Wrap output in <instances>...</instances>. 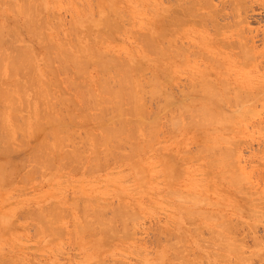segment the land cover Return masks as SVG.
<instances>
[{
	"label": "rangeland",
	"instance_id": "obj_1",
	"mask_svg": "<svg viewBox=\"0 0 264 264\" xmlns=\"http://www.w3.org/2000/svg\"><path fill=\"white\" fill-rule=\"evenodd\" d=\"M0 51V264H264V0H0Z\"/></svg>",
	"mask_w": 264,
	"mask_h": 264
},
{
	"label": "bare ground",
	"instance_id": "obj_2",
	"mask_svg": "<svg viewBox=\"0 0 264 264\" xmlns=\"http://www.w3.org/2000/svg\"><path fill=\"white\" fill-rule=\"evenodd\" d=\"M18 1H19V0H18ZM33 1H34V0H33ZM188 1H189V0H188ZM191 1H192V0H191ZM204 1H205V0H204ZM207 2H208V1H207ZM190 3H191V2H190ZM192 3H194V2H192ZM200 3H202V2L197 1V4H198V5H199ZM195 4H196V3H195ZM197 4H196V5H197ZM207 4H209V3H207ZM22 5H23V4H22ZM31 5H32V4H31ZM171 5H172V4H171ZM193 5H194V4H193ZM196 5H195V6H196ZM202 5H204V4H202ZM208 7H209V5H208ZM14 8H15V6H14ZM116 8H117V7H116ZM187 8H189V7H187ZM212 8H213V7H212ZM22 9H23V8H22ZM210 9H211V8H210ZM10 10H11V9H10ZM189 10H190V9H189ZM191 10H192V9H191ZM198 10H201V9H198ZM24 11H25V9H24ZM115 11H116V10H115ZM183 11H184V10H183ZM185 11H186V10H185ZM185 11H184V12H185ZM192 11H193V12H192ZM192 11H188V14H189L190 16L193 15V16H191V17H194V16H195V18H196V17H198V18L200 17V12H199V11H196V10H195L196 12H194V10H192ZM210 11H212V10H210ZM214 12H215V11H214ZM49 13H50V12H49ZM121 13H122V12H121ZM182 14H183V13H182ZM203 14H204V13H203ZM217 14H219V12L216 13V15H217ZM50 15H51V14H50ZM204 15H205V14H204ZM207 15H209V14H207ZM207 15H206V16H207ZM210 15H211V13H210ZM213 15H214V14H213ZM221 15H222V13H221ZM225 15H226V14H225ZM186 16H187V15H186ZM214 16H215V15H214ZM214 16H212V17H214ZM232 16H233V15H232ZM127 17H129V16H127ZM181 17H183V19H184V16L181 15ZM209 17H210V16H209ZM217 17H219V16H215V17H214V18H216L215 20H217ZM236 17H237V16H236ZM106 19H107V18H106ZM174 19H175V18H174ZM205 19H206V18H204V20H205ZM232 19H233V18H232ZM184 20H185V19H184ZM211 20H212V19H211ZM237 20H238V19H237ZM168 21H169V20H168ZM168 21H167V22H168ZM170 21H171V20H170ZM180 21H181V20H180ZM128 22H129V21H128ZM172 22H173V21H172ZM172 22H170V23H172ZM178 22H179V21H178ZM183 22H184V21H183ZM183 22H182V23H183ZM175 23H177V22H175ZM205 23H206V21H205ZM212 23H213V22H212ZM241 23H242V22H241ZM15 24H16V22H15ZM126 24H127V23H126ZM216 24H217V23H216ZM238 24H239V23H238ZM102 25H103V24H102ZM168 25H169V24H168ZM172 25H173V24H172ZM184 25H185V24H184ZM214 26H215V25H214ZM53 27H54V26H53ZM110 27H111V26H110ZM179 27H180V26H179ZM216 27H217V26H216ZM229 28H230V27H229ZM76 29H78V28H76ZM106 29H107V28H105V30H106ZM177 29H178V28H177ZM28 30H29V29H28ZM41 30H42V29H41ZM71 30H72V29H71ZM71 30H70V31H71ZM73 30H74V29H73ZM105 30H104V31H105ZM112 30H113V29H112ZM161 30H162V29H161ZM165 30H166V29H165ZM217 30H219V29H217ZM220 30H221V29H220ZM230 30H231V29H230ZM107 31H108V30H107ZM107 31H106V32H107ZM136 31H137V30H136ZM72 32H73V31H72ZM167 32H168V31H167ZM74 33H75V32H74ZM139 33H140V32H139ZM169 33H170V32H169ZM140 34H141V33H140ZM170 34H171V33H170ZM77 35H79V33H78ZM218 35H219V34H218ZM241 35H243V34H241ZM113 36H114V35H113ZM139 36H140V35H139ZM142 36H143V34H142ZM146 36H147V35H146ZM149 36H150V35H149ZM157 36H158V35H157ZM239 36H240V35H239ZM105 37H106V36H105ZM75 38H76V37H75ZM140 38H141V37H140ZM99 39H100V38H99ZM106 39H107V38H106ZM111 39L114 40L113 38H111ZM77 40H78V39H77ZM146 40H147V39H146ZM165 40H166V39H165ZM155 41H156V40H155ZM168 41H169V40H168ZM244 41H245V40H244ZM47 42H48V41H47ZM64 42H66V41H64ZM72 42H73V41H72ZM151 42L153 43L154 41H151ZM226 42H227V41H226ZM252 42H253V41H252ZM252 42H251V43H252ZM146 43H147V42H146ZM148 43H149V42H148ZM155 43L157 44V42H155ZM166 43H167V42H166ZM233 43H234V42H233ZM245 43H246V42H245ZM48 44H49V42H48ZM144 44H145V43H144ZM158 44H159V43H158ZM49 45H51V43H50ZM71 45H72V44H71ZM76 45H77V44H76ZM76 45H75V46H76ZM150 45H151V44H150ZM221 45H222V44H221ZM153 46H154V45H153ZM156 46H157V45H156ZM230 46H231V45H230ZM79 47H80V46H79ZM173 47H174V46H173ZM225 47H226V46H225ZM53 48H54V47H53ZM58 48H59V47H58ZM68 48H69V47H68ZM72 48H73V47H72ZM75 48H76V47H75ZM81 48H82V46H81ZM152 48H153V47H152ZM171 48H172V47H171ZM227 48H228V47H227ZM51 49H52V47H51ZM79 49H80V48H79ZM89 49H90V48H89ZM178 49H179V48H178ZM56 50H57V49H56ZM150 50H151V49H150ZM155 50H156V47H155ZM179 50H180V49H179ZM228 50H229V49H228ZM76 51H77V50H76ZM146 51H147V49H146ZM164 51H165V50H164ZM185 51H186V50H185ZM0 52H1V51H0ZM52 52H54V51H52ZM77 52H78V51H77ZM155 52H156V51H155ZM172 52H173V51H172ZM36 53H37V52H36ZM57 53H58V52H57ZM61 53H62V52H61ZM64 53H66V52H64ZM96 53H99L98 50H97ZM147 53H148V52H147ZM163 53H164V52H163ZM187 53H189V52H187ZM69 54H70V53H69ZM100 54H101V52H100ZM182 54H184V53H182ZM189 54H190V53H189ZM192 54H193V53H192ZM58 55H59V54H58ZM76 55H77V54H76ZM252 55H253V54H252ZM32 56H33V55H32ZM55 56H56V55H55ZM67 56H68V55H67ZM69 56H70V55H69ZM71 56H72V54H71ZM71 56H70V57H71ZM102 56H103V55H102ZM106 56H107V54H106ZM113 56H114V55H113ZM165 56H166V55H165ZM196 56H197V55H196ZM199 56H200V54H199ZM23 57H24V56H23ZM57 57H58V56H57ZM77 58H78V57H77ZM79 58H80V57H79ZM163 58H164V57H163ZM197 58H198V57H197ZM23 59H24V58H23ZM28 59H29V58H28ZM53 59H54V58H53ZM65 59H66V58H65ZM68 59H70V58H68ZM74 59H75V58H74ZM102 59H103V58H102ZM114 59H115V58H114ZM184 59H185V58H184ZM208 59H209V58H208ZM213 59H214V58H213ZM24 60H25V59H24ZM31 60L33 61V59H31ZM31 60H30V61H31ZM48 60H49V59H48ZM60 60H62V59H60ZM60 60H59V61H60ZM79 60H80V59H79ZM84 60H85V59H84ZM108 60L111 61V59H108ZM206 60H207V59H206ZM26 61H28V60H26ZM105 61H107V60H105ZM121 61H123V60H121ZM157 61H159V60H157ZM49 62H50V61H49ZM49 62H48V64H49ZM77 62H78V61H77ZM108 62H109V61H108ZM159 62H160V61H159ZM176 62H177V61H176ZM23 63H25V61H24ZM30 63H31V62H30ZM110 63H111V62H110ZM216 63H217V61H216ZM74 64H75V63H74ZM74 64H73V65H74ZM79 64H80V63H79ZM79 64H78V65H79ZM117 64H118V63H117ZM160 64H161V63H160ZM25 65H26V64H25ZM50 65H51V64H50ZM52 65L54 66V64H52ZM58 65H59V64H58ZM65 65H66V64H65ZM120 65H121V64H120ZM123 65H124V64H123ZM215 65H216V64H215ZM19 66H20V65H19ZM62 66H63V65H62ZM67 66H68V65H67ZM107 66H108V65H107ZM107 66H105V67L102 66V68H103V67L106 68ZM112 66H113V65H112ZM219 66H220V65H219ZM15 67H18V66H15ZM15 67L12 66V67L9 69V71H10L12 68L14 69ZM59 67H60V66H59ZM109 67H110V66H109ZM30 68H31V67H30ZM69 68H70V67H69ZM79 68H80V67H79ZM117 68H118V67H117ZM123 68H124V67H123ZM207 68H208V67H207ZM222 68H223V67H222ZM16 69H18V68H16ZM25 69H27V68H25ZM53 69H54V68H53ZM59 69H62V68H59ZM65 69H66V68H65ZM65 69H64V70H65ZM77 69H78V68H77ZM84 69H85V68H84ZM114 69H116V68H114ZM119 69H120V68H119ZM126 69H127V67H126ZM73 70H74V69H73ZM75 70H76V69H75ZM81 70H82V69H81ZM98 70H99V69H98ZM100 70H101V69H100ZM106 70H107V68H106ZM106 70H105V71H106ZM144 70H145V69H144ZM14 71H16V70H14ZM57 71H58V70H57ZM66 71H67V70H66ZM66 71H64V73H65ZM102 71H103V70H102ZM107 71H109V70H107ZM124 71H125V70H124ZM12 72H13V71H12ZM55 72H56V71H55ZM77 72H78V70H77ZM77 72H76V73H77ZM79 72H80V71H79ZM119 72H120V71H119ZM9 73H10V72H8L7 74H9ZM16 73H18V72H16ZM50 73H52V72H50ZM57 73H58V72H57ZM80 73H81V72H80ZM82 73H83V72H82ZM102 73H103V72H102ZM106 73H107V72H106ZM110 73H111V68H110ZM123 73H125V72H123ZM86 74H87V73H86ZM108 74H109V73H108ZM127 74H128V73H127ZM58 75H59V74H58ZM78 75H79V74H78ZM80 75H81V74H80ZM101 75H102V74H101ZM111 75H113V74H111ZM120 75H122V74H120ZM67 76H69V75H67ZM148 76H149V75H148ZM33 77H34V76H33ZM105 77H106V76H105ZM126 77H127V76H126ZM9 78H10V77H9ZM12 78H13V77H12ZM109 78H110V77H109ZM114 78H115V77H114ZM131 78H132V77H131ZM133 78H134V77H133ZM104 79H105V78H104ZM127 79H128V78H127ZM150 79H151V78H150ZM71 80H72V79H71ZM86 80H87V79H86ZM102 80H103V79H102ZM110 80H112V78H111ZM110 80L107 79V81H110ZM52 81H53V80H52ZM82 81H83V80H82ZM99 81H100V80H99ZM104 81H105V80H104ZM114 81H115V80H114ZM114 81H113V82H114ZM117 81H118V80H117ZM121 81H122V80H121ZM124 81H125V80H124ZM124 81H123V83H124ZM126 81H127V80H126ZM20 82H21V81H20ZM86 82H87V81H86ZM149 82H150V81H149ZM90 83H91V82H90ZM106 83H107V82H106ZM114 83H115V82H114ZM138 83H139V82H138ZM195 83H196V82H195ZM200 83H201V82H200ZM207 83H209V82H207ZM219 83H220V82H219ZM4 84H5V83H4ZM14 84H15V83H14ZM16 84H17V83H16ZM21 84H22V83H21ZM68 84H69V83H68ZM72 84H74V83H72ZM100 84H101V83H100ZM139 84H140V83H139ZM153 84H154V83H153ZM155 84H156V83H155ZM19 85H20V84H19ZM106 85H107V84H106ZM106 85H105V86H106ZM130 85H131V84H130ZM193 85H194V84H193ZM195 85H196V84H195ZM205 85H206V84H205ZM212 85H213V84H212ZM227 85H228V84H227ZM9 86H11V85H9ZM39 86H41V85H39ZM59 86H60V85H59ZM74 86H76V85H74ZM74 86H73V88H74ZM100 86H101V85H100ZM123 86H124V85H123ZM126 86H127V85H126ZM126 86H125V87H126ZM133 86H134V85H133ZM138 86L141 87V85H138ZM142 86H143V85H142ZM144 86H145V85H144ZM200 86H201V85H200ZM225 86H226V85H225ZM34 87H35V86H34ZM155 87H156V86H155ZM213 87H214V86H213ZM9 88H10V87H9ZM36 88H37V87H36ZM153 88H154V86H153ZM199 88H200V87H199ZM202 88H203V87H202ZM208 88H209V87H208ZM11 89H12V87H11ZM20 89H21V88H20ZM34 89H35V88H34ZM60 89H61V88H60ZM84 89H85V88H84ZM89 89H90V88H89ZM117 89H118V88H117ZM121 89L124 90V87L121 88ZM121 89H120V90H121ZM134 89H135V88H134ZM217 89H218V88H217ZM224 89H225V88H224ZM224 89H223V91L225 92ZM12 90H14V88H13ZM12 90H11V91H12ZM15 90H16V89H15ZM78 90H79V89H78ZM120 90L118 89V91H120ZM144 90H145V89H144ZM144 90H143V91H144ZM153 90H154V89H153ZM209 90H210V89H209ZM213 90H214V89H213ZM215 90H216V89H215ZM11 91H10V92H11ZM45 91H46V90H45ZM45 91H44V92H45ZM124 91H125V90H124ZM141 91H142V87H141ZM141 91H140V93H142ZM149 91H150V89H149ZM169 91H170V90H169ZM206 91H208V90H206ZM206 91H205V92H206ZM218 91H219V90H218ZM19 92H20V91H19ZM36 92H37V90H36ZM39 92H42V90H40ZM44 92H43V93H44ZM76 92H77V90H76ZM88 92H89V91H88ZM90 92H91V90H90ZM194 92H195V91H194ZM229 92H230V91H229ZM232 92H233V91H232ZM246 92H247V91H246ZM70 93H71V92H70ZM132 93H133V91H132ZM195 93H196V92H195ZM197 93H198V92H197ZM216 93H217V92H216ZM250 93H251V92H250ZM121 94H123V93H121ZM142 94H143V93H142ZM142 94H141V95H142ZM198 94H199V93H198ZM201 94H203V93H201ZM209 94H210V93H209ZM217 94H218V93H217ZM219 94H220V93H219ZM245 94H246V93H245ZM261 94H263V93H261ZM2 95H3V94H2ZM89 95H90V94H89ZM95 95H96V94H95ZM115 95H116V94H115ZM123 95H124V94H123ZM141 95H140V96H141ZM145 95H146V94H145ZM228 95H229V94H228ZM237 95H238V94H237ZM9 96H10V95H9ZM14 96H15V95H14ZM42 96H43V95H42ZM54 96H55V95H54ZM136 96H137V95H136ZM182 96H183V95H182ZM212 96L214 97V95H212ZM244 96H245V95H244ZM5 97H6V96H5ZM12 97H13V96H12ZM38 97H39V96H38ZM52 97H53V96H52ZM59 97H60V96H59ZM59 97H57V99H58ZM61 97H62V96H61ZM69 97H70V96H68V98H69ZM117 97H118V96H117ZM119 97H120V94H119ZM131 97H132V96H131ZM138 97H139V96H138ZM168 97H169V96H168ZM221 97H222V96H221ZM17 98H18V96H17ZM36 98H37V95H36ZM43 98H44V97H43ZM65 98H66V97H65ZM70 98H71V97H70ZM93 98H94V96H93ZM95 98H96V97H95ZM120 98H121V97H120ZM124 98H126V96H125ZM143 98H144V97H143ZM161 98H162V97H161ZM166 98H167V97H166ZM182 98H183V97H182ZM187 98H188V96H187ZM187 98H186V99H187ZM225 98H226V97H225ZM263 98H264V97H263ZM11 99H12V98H11ZM31 99H32V101H33V97H32ZM51 99H52V98H51ZM71 99H72V98H71ZM82 99H83V98H82ZM129 99H130V98H129ZM150 99H151V98H150ZM190 99H191V98H190ZM193 99H194V98H193ZM193 99H191V100L193 101ZM202 99H203V98H202ZM211 99H212V98H209V101H210ZM231 99H232V98H231ZM237 99H239V98H237ZM243 99H244V98H243ZM245 99H246V98H245ZM8 100H9V99H8ZM14 100H15V99H14ZM14 100H12V101H14ZM17 100H18V99H17ZM59 100H60V99H59ZM87 100H88V99H87ZM124 100H125V99H124ZM130 100L132 101V99H130ZM134 100H135V99H134ZM136 100H137V99H136ZM140 100H141V99H139V101H140ZM165 100H166V99H165ZM170 100H171V99H170ZM197 100H198V99H197ZM18 101H20V100H18ZM37 101H38V100H37ZM39 101H40V99H39ZM71 101H72V100H71ZM71 101H70V102H71ZM75 101H76V100H75ZM81 101H82V100H81ZM126 101H127V100H126ZM142 101H143V100H142ZM194 101H195V100H194ZM194 101H193V102H194ZM235 101H237V100H235ZM244 101H245V100H244ZM7 102H8V101H7ZM9 102H10V101H9ZM20 102H21V101H20ZM35 102H36V101H35ZM57 102H58V101H57ZM64 102H65V101H64ZM68 102H69V101H67V103H68ZM84 102H85V101H84ZM96 102H98V101H96ZM120 102H122V101H120ZM128 102H129V101H128ZM183 102H184V101H183ZM203 102H205V101H203ZM256 102H257V101H256ZM77 103H78V102H77ZM100 103H101V102H100ZM125 103H126V102H125ZM132 103H135V102H132ZM190 103H191V102H190ZM234 103H235V102H234ZM13 104H14V103H13ZM23 104H25V103H23ZM63 104H64V103H63ZM71 104H72V102H71ZM119 104H120V103H119ZM136 104H138V102H136ZM181 104H182V102H181ZM181 104L178 103L177 105H181ZM219 104H220V103H219ZM236 104H237V103H236ZM84 105H85V104H84ZM92 105H93V103H92ZM97 105H98V104H97ZM97 105H96V106H97ZM100 105H101V104H100ZM142 105L144 106V104H142ZM164 105H165V104H164ZM189 105H190V104H189ZM191 105H192V104H191ZM229 105H230V104H229ZM42 106H43V105H42ZM57 106H58V105H57ZM60 106H61V105H60ZM65 106H66V105H65ZM86 106H87V104H86ZM88 106H89V105H88ZM93 106H94V105H93ZM118 106H119V105H118ZM122 106H123V105H122ZM128 106H129V105H128ZM131 106H132V105H131ZM10 107H11V106H10ZM45 107H46V106H45ZM67 107H68V106H67ZM72 107H73V106H72ZM98 107H99V106H98ZM100 107H101V106H100ZM100 107H99V108H100ZM119 107H120V106H119ZM123 107H124V106H123ZM126 107H127V106H126ZM140 107L143 108V107L140 106L139 104H138V105H135V106H134L135 111H137V112L139 113V112L142 110ZM166 107H167V106H166ZM173 107H174V106H173ZM175 107H176V105H175ZM184 107H185V106H184ZM215 107H216V106H215ZM235 107H236V106H235ZM108 108H109V106H108ZM145 108H146V107H145ZM168 108H169V107H168ZM187 108H188V107H187ZM187 108H186V109H187ZM195 108H196V107H195ZM195 108H194V109H195ZM227 108H228V107H227ZM12 109H13V108H12ZM53 109H54V108H53ZM59 109H60V108H59ZM65 109H66V108H65ZM127 109H128V108H127ZM132 109H133V108H132ZM140 109H141V110H140ZM161 109H162V108H161ZM183 109H184V108H183ZM238 109H239V108H238ZM241 109H242V108H241ZM241 109H240V110H241ZM45 110H46V108H45ZM50 110H51V109H50ZM66 110H67V109H66ZM70 110H71V109H70ZM72 110H73V109H72ZM72 110H71V111H72ZM97 110H98V109H97ZM123 110H124V109H123ZM189 110H190V109H189ZM191 110H193V109H191ZM119 111H120V110H119ZM145 111H146V109H145ZM200 111H201V110H200ZM205 111H206V110H205ZM217 111H218V110H217ZM241 111H242V110H241ZM241 111H240V112H241ZM52 112H53V111H52ZM121 112H122V111H121ZM124 112H125V111H124ZM126 112H127V111H126ZM126 112H125V113H126ZM130 112H131V111H130ZM141 112H142V111H141ZM143 112H144V111H143ZM165 112H167V111H165ZM189 112H190V111H189ZM193 112H194V111H193ZM218 112H219V111H218ZM250 112H251V111H250ZM36 113H37V111H36ZM61 113H62V112H61ZM70 113H71V112H70ZM110 113H111V112H110ZM117 113H118V110H117ZM119 113H120V112H119ZM147 113H149V112H147ZM147 113H146V114H147ZM190 113H191V112H190ZM212 113H213V112H212ZM214 113H215V112H214ZM222 113H223V112H222ZM246 113H247V112H246ZM10 114H11V113H10ZM15 114H16V113H15ZM67 114H68V113H67ZM82 114H83V113H82ZM135 114H136V113H135ZM140 114H141V113H140ZM170 114H171V113H170ZM210 114H211V112H210ZM53 115H54V114H53ZM62 115H63V114H62ZM94 115H95V114H94ZM99 115H100V114H99ZM101 115H102V114H101ZM147 115H148V114H147ZM147 115H146V116H147ZM202 115H203V114H202ZM205 115H206V114H205ZM235 115H237V114H235ZM238 115H239V114H238ZM13 116H14V115H13ZM36 116H38V115H36ZM66 116H67V115H66ZM92 116H93V115H92ZM128 116H129V114H128ZM152 116H153V115H152ZM197 116H198V115H197ZM206 116H207V115H206ZM209 116H210V115L208 114V118H209ZM243 116H245V115H243ZM24 117H25V116H24ZM46 117H48V116H46ZM60 117H61V116H60ZM130 117H131V116H130ZM159 117H160V116H159ZM227 117H228V116H227ZM229 117H230V116H229ZM235 117H236V116H235ZM238 117H239V116H238ZM38 118H39V117H38ZM80 118H81V117H80ZM92 118H93V117H92ZM95 118H96V117H95ZM122 118H124V117H122ZM135 118H136V117H135ZM140 118H141V117H140ZM189 118H190V117H189ZM203 118H204V117H203ZM208 118H207V119H208ZM212 118H214V117H212ZM216 118H217V117H216ZM231 118H232V117H231ZM240 118H241V117H240ZM21 119H22V118H21ZM47 119H48V118H46V120H47ZM59 119H60V118H59ZM62 119H63V117H62ZM120 119H121V118H120ZM120 119H119V120H120ZM137 119H138V118H137ZM143 119H144V118H143ZM146 119H147V118H146ZM178 119H179V118H178ZM204 119H205V118H204ZM223 119H224V118H223ZM243 119H244V118H243ZM50 120H51V119H50ZM99 120H100V119H99ZM119 120H117V121H119ZM135 120H136V119H135ZM138 120H139V119H138ZM140 120H141V119H140ZM149 120H150V119H149ZM190 120H192V117H191ZM230 120H233V119H230ZM0 121H1V120H0ZM2 121H3V120H2ZM96 121H97V120H96ZM110 121H111V120H110ZM117 121H116V122H117ZM121 121H122V120H121ZM124 121H125V120H124ZM146 121H147V120H146ZM157 121H158V120H157ZM166 121H167V120H166ZM22 122H23V121H22ZM52 122H53V121H52ZM126 122H127V121H126ZM129 122H131V121H129ZM201 122H202V121H201ZM204 122H205V121H204ZM207 122H208V121H207ZM234 122H235V121H234ZM236 122H237V121H236ZM17 123H18V122H17ZM92 123H93V122H92ZM113 123H114V122H113ZM131 123H132V122H131ZM139 123H140V122H139ZM145 123H147V122H145ZM156 123H157V122H156ZM160 123H161V122H160ZM211 123H212V122H211ZM66 124H67V123H66ZM124 124H125V123H124ZM134 124H135V123H134ZM137 124H138V122H137ZM213 124H214V123H213ZM20 125H21V124H20ZM78 125H79V124H78ZM117 125H118V124H117ZM132 125H133V124H131V126H132ZM163 125H164V124H163ZM191 125H192V124H191ZM191 125H190V126H191ZM201 125H202V124H201ZM1 126H2V125H1ZM14 126H15V125H14ZM62 126H63V125H62ZM118 126H119V125H118ZM121 126H122V125H121ZM194 126H196V125H194ZM194 126H193V127H194ZM3 127H4V126H3ZM3 127H2V128H3ZM111 127H112V126H111ZM115 127H116V126H115ZM115 127H114V128H115ZM125 127H127L126 124H125ZM137 127L139 128V127H141V125H140V126H137ZM143 127H144V125H143ZM143 127H142V128H143ZM183 127H184V126H183ZM202 127H203V126H202ZM202 127H200V128H202ZM38 128H39V127H38ZM96 128H97V127H96ZM102 128H103V127H102ZM184 128H185V127H184ZM196 128H199V127H196ZM55 129H56V127H55ZM115 129H116V128H115ZM117 129H118V128H117ZM143 129H144V128H143ZM146 129H147V128H146ZM211 129H212V128H211ZM214 129H215V128H214ZM119 130H120V129H119ZM196 130H197V129H196ZM202 130H203V129H202ZM217 130H218V129H217ZM223 130H224V129H223ZM1 131H3V129H2ZM5 131H6V129H5ZM68 131H70V130H68ZM109 131H111V130L109 129ZM109 131H108V132H109ZM142 131H143V130H142ZM148 131H149V130H148ZM153 131H154V130H153ZM189 131H190V130H189ZM200 131H201V130H199V132H200ZM218 131H219V130H218ZM218 131H217V132H218ZM76 132H77V131H76ZM89 132H90V131H89ZM103 132H104V131H103ZM113 132H115V131H113ZM128 132L130 133V131H128ZM209 132H210V131H209ZM3 133H6V132H3ZM104 133H105V132H104ZM106 133H107V132H106ZM123 133H125V132H123ZM123 133H122V134H123ZM62 134H63V133H62ZM127 134H128V133H127ZM143 134H144V133H143ZM3 135H4V134H3ZM124 135H126V133H125ZM200 135H201V134H200ZM5 136H6V135H5ZM62 136H63V135H62ZM93 136H94V135H93ZM102 136H103V135H102ZM107 136H109V135H107ZM114 136H115V135H114ZM114 136H113V137H114ZM121 136H122V135H121ZM128 136H129V135H128ZM137 136H138V135H137ZM1 137H2V135H1ZM44 137H45V136H44ZM67 137H68V136H67ZM72 137H73V136H72ZM97 137H98V136H97ZM131 137H132V136H131ZM148 137H149V136H148ZM217 137H218V136H217ZM6 138H7V137H6ZM16 138H17V137H16ZM78 138H79V137H78ZM103 138H104V137H103ZM105 138H106V137H105ZM118 138H120V137H118ZM145 138H146V137H145ZM3 139H4V138H3ZM71 139H72V138H71ZM108 139H110V138H108ZM108 139H107V140H108ZM120 139H121V138H120ZM124 139H125V138H124ZM135 139H137V137H135ZM67 140H68V139H67ZM87 140H88V139H87ZM105 140H106V139H105ZM107 140H106L105 142H107ZM113 140H114V139H113ZM148 140H149V139H148ZM212 140H213V139H212ZM17 141H18V140H17ZM48 141H49V140H48ZM78 141H79V140H78ZM95 141H96V140H95ZM103 141H104V140H103ZM114 141H115V140H114ZM128 141H129V138H128ZM228 141H229V140H228ZM62 142H63V141H62ZM64 142H65V141H64ZM69 142H70V141H69ZM71 142H72V140H71ZM81 142H82V141H81ZM81 142H80V143H81ZM108 142H110V140H109ZM108 142H107V143H108ZM132 142H133V141H132ZM132 142H131V143H132ZM148 142H149V141H148ZM205 142H206V141H205ZM214 142H215V141H214ZM47 143H48V142H47ZM58 143H60V142H58ZM58 143H57V144H58ZM87 143H88V142H87ZM107 143H106V144H107ZM119 143H120V142H119ZM123 143H124V142H123ZM128 143H129V142H128ZM238 143H239V142H238ZM20 144H21V143H20ZM102 144H103V143H102ZM110 144H111V142H110ZM110 144H109V145H110ZM113 144H114V143H113ZM126 144H127V143H126ZM139 144H140V143H139ZM199 144H200V143H199ZM199 144H198V145H199ZM58 145H59V144H58ZM88 145H89V143H88ZM104 145H105V143H104ZM116 145H117V144H116ZM116 145H115V146H116ZM120 145H121V144H120ZM234 145H235V144H234ZM106 146H107V145H106ZM121 146H122V145H121ZM123 146H124V145H123ZM205 146H206V144H205ZM63 147H64V146H63ZM86 147H87V146H86ZM93 147H94V146H93ZM110 147H112V146H110ZM113 147H114V146H113ZM140 147H141V146H140ZM140 147H139V148H140ZM225 147H226V146H225ZM75 148H76V147H75ZM83 148H84V147H83ZM105 148H107V147H105ZM108 148H109V147H108ZM108 148H107V149H108ZM115 148H116V147H115ZM117 148H118V147H117ZM133 148H134V147H133ZM210 148H211V147H210ZM61 149H63V148H61ZM76 149H77V148H76ZM90 149H91V148H90ZM131 149H132V148H131ZM5 150H6V149H5ZM7 150H8V149H7ZM12 150H13V149H12ZM71 150H72V148H71ZM104 150H106V149H104ZM111 150H112V149H111ZM138 150H139V149H138ZM68 151H69V150H68ZM87 151H88V149H87ZM90 151H91V150H90ZM108 151H109V150H108ZM118 151H119V150H118ZM169 151H170V150H169ZM204 151H206V150H204ZM208 151H209V150H208ZM226 151H227V150H226ZM48 152H49V151H48ZM73 152H75V151H73ZM94 152H95V151H94ZM106 152H107V151H106ZM106 152H105V153H106ZM119 152H120V151H119ZM189 152H190V151H189ZM209 152H210V151H209ZM81 153H82V152H81ZM108 153H109V152H108ZM116 153H117V151H116ZM202 153H203V152H202ZM83 154H84V153H83ZM112 154H113V152H112ZM120 154H121V153H120ZM127 154H128V153H127ZM129 154H130V152H129ZM191 154H192V153H191ZM235 154H236V153H235ZM107 155H108V154H107ZM107 155H106V156H107ZM115 155H116V154H115ZM117 155H118V154H117ZM125 155H126V154H125ZM207 155H209V154H207ZM97 156H98V155H97ZM111 156H112V155H111ZM119 156H120V155H119ZM122 156H123V155H122ZM130 156H131V155H130ZM95 157H96V156H95ZM112 157H113V156H112ZM115 157H117V156H115ZM133 157H134V156H133ZM63 158H64V157H63ZM104 158H105V157H104ZM110 158H111V157H110ZM113 158H114V157H113ZM127 158H128V157H127ZM38 159H39V158H38ZM74 159H75V158H74ZM90 159H91V158H90ZM99 159H100V157H99ZM116 159H118V158H116ZM125 159H126V158H125ZM131 159H132V158H131ZM208 159H209V158H208ZM224 159H225V158H224ZM59 160H60V159H59ZM94 160H95V159H94ZM102 160H104V159H102ZM126 160H127V159H126ZM218 160H219V159H218ZM77 161H78V160H77ZM105 161H106V160H105ZM113 161H114V160H113ZM198 161H199V160H198ZM227 161H228V160H227ZM68 162H69V161H68ZM68 162H67V163H68ZM93 162H94V161H93ZM102 162H104V161H102ZM120 162H121V161H120ZM224 162H225V161H224ZM4 163H5V162H4ZM47 163H48V162H47ZM50 163H51V161H50ZM50 163H49V164H50ZM61 163H62V162H61ZM77 163H78V162H77ZM214 163H215V162H214ZM231 163H232V162H231ZM234 163H235V162H234ZM75 164H76V163H75ZM173 164H174V162H173ZM215 164H216V163H215ZM228 164H229V163H228ZM235 164H236V163H235ZM38 165H39V164H38ZM220 165H221V164H220ZM217 166H218V165H217ZM2 167H3V166H2ZM65 167H66V166H65ZM80 167H81V166H80ZM88 167H89V166H88ZM102 167H103V166H102ZM214 167H215V166H214ZM0 168H1V167H0ZM31 168H32V167H31ZM94 168H95V167H94ZM107 168H108V167H107ZM224 168H225V167H224ZM227 168H228V167H227ZM2 169H3V168H2ZM61 169H62V168H61ZM171 169H172V168H171ZM237 169H238V168H237ZM230 170H231V169H230ZM0 171L2 172L1 169H0ZM221 171H222V170H221ZM239 171H240V170H239ZM3 172H4V171H3ZM7 172H8V171H7ZM211 172H212V171H211ZM224 172H225V171H224ZM229 172H230V171H229ZM229 172H228V173H229ZM236 172H237V171H236ZM4 173H5V172H4ZM4 173H3V174H4ZM225 173H226V172H225ZM6 174H7V173H6ZM88 174H89V173H88ZM232 174H233V172H232ZM234 174H235V173H234ZM239 174H240V173H239ZM239 174H238V175H239ZM7 175H8V174H7ZM177 175H178V174H177ZM215 175H216V174H215ZM227 175H228V174H227ZM236 175H237V174H236ZM240 175H242V174H240ZM2 176H3V175H2ZM35 176H36V175H35ZM229 176H231V174H230ZM243 176H244V175H242V177H243ZM222 177H223V175H222ZM232 177H233V176H232ZM234 177H235V176H234ZM234 177H233V178H234ZM237 177H238V176H237ZM224 178H225V177H224ZM227 178H228V177H227ZM229 178H230V177H229ZM238 178H239V177H238ZM238 178H236V179H238ZM4 179H5V177H4ZM4 179H2V181H4ZM9 179H10V178H9ZM230 179H231V178H230ZM240 179H241V178H240ZM176 180H177V179H176ZM231 180H232V179H231ZM243 181H244V180H243ZM238 182H239V181H238ZM240 182H241V181H240ZM11 183H12V182H11ZM232 183H235V182L232 181ZM232 183H231V184H232ZM2 184H3V183H2ZM249 184H250V183H249ZM252 184H253V183H252ZM240 185H241V184H240ZM250 185H251V184H250ZM248 187H249V186H248ZM241 188H242V187H241ZM241 188H240V189H241ZM245 188H246V187H245ZM253 188H254V187H253ZM248 190H249V189H248ZM244 191H246V190H244ZM179 193H180V192H179ZM175 194H177V193H175ZM248 195H250V194H248ZM248 195H247V197H248ZM252 196H253V195H252ZM171 197H172V196H171ZM245 199H246V198H245ZM76 200H77V199H76ZM199 200H200V199H199ZM205 201H206V200H205ZM252 202H253V201H252ZM84 203H85V202H84ZM204 203H205V202H204ZM209 203H210V202H209ZM82 204H83V203H82ZM198 205H199V203H198ZM203 205H204V204H203ZM46 207H47V206H46ZM124 207H125V206H124ZM77 208H78V207H77ZM107 208H108V207H107ZM111 208H112V207H111ZM116 208H118V207H116ZM121 208H122V207H121ZM128 208H129V207H128ZM50 209H51V208H50ZM84 209H85V208H84ZM101 209H103V208H101ZM79 210H80V209H79ZM99 210H100V209H99ZM104 210H106V209L104 208ZM104 210H103V211H104ZM118 210H120V209H118ZM122 210H123V209H122ZM122 210H120V211H122ZM124 210H125V209H124ZM59 211H60V210H59ZM91 211H92V210H91ZM96 211H97V210H96ZM113 211H114V209H113ZM252 211H253V210H252ZM28 212H29V211H28ZM106 212H107V210H106ZM123 212H125V211H123ZM137 212H138V211H137ZM253 212H255V211H253ZM81 213H82V212H81ZM120 213H121V212H120ZM126 213H127V212H126ZM205 213H206V211H205ZM255 213H256V212H255ZM66 214H67V213H66ZM78 214H79V213H78ZM121 214H122V213H121ZM138 214H139V213H138ZM207 214H208V213H207ZM216 214H217V213H216ZM257 214H258V213H257ZM260 214H261V212H260ZM260 214H259V215H260ZM70 215H71V214H70ZM83 215H84V213H83ZM86 215H87V214H86ZM114 215H115V212H114ZM114 215H112V216L115 217ZM117 215H118V214H117ZM123 215H124V214H123ZM131 215H132V214H131ZM210 215H211V213H210ZM63 216H64V215H63ZM88 216H89V215H88ZM100 216H101V215H100ZM126 216H127V215H126ZM137 216H139V215H137ZM212 216H213V215H212ZM212 216H211V217H212ZM68 217H69V216H68ZM104 217H105V216H104ZM118 217H119V216H118ZM128 217H129V216H128ZM132 217H133V216H132ZM134 217H135V216H134ZM214 217H216V215H215ZM249 217H250V216H249ZM261 217H262V216H261ZM97 218H98V217H97ZM105 218H106V217H105ZM135 218H136V217H135ZM189 218H190V217H189ZM205 218H206V216H205ZM98 219L100 220L101 218H98ZM123 219H124V218L122 217V218H121V221H122ZM131 219H132V218H131ZM133 219H134V218H133ZM215 219H217V218H215ZM83 220H84V219H83ZM88 220H89V219H88ZM103 220H104V219H102V221H103ZM118 220H119V219H118ZM127 220H128V219H127ZM188 220H189V219H188ZM85 221H86V220H85ZM105 221H106V220H105ZM105 221H104V222H105ZM111 221H112V220H111ZM128 221H129V220H128ZM255 221H256V220H255ZM104 222H102L104 225H105L106 223H108V221H107L106 223H104ZM88 223H89V221H88ZM115 223H116V221H115ZM123 223H124V222H123ZM223 223H224V222H223ZM83 224H84V223H83ZM89 224H90V223H89ZM89 224H88V225H89ZM110 224H111V223H110ZM133 224H134V223H133ZM137 224H138V223H137ZM99 225H100V224H99ZM112 225H113V222H112ZM112 225H110V226H112ZM115 225H116V224H115ZM115 225H114V226H115ZM192 225H193V224H192ZM229 225H230V224H229ZM253 225H254V224H253ZM90 226H91V225H90ZM101 226H102V225H101ZM122 226H123V225H122ZM124 226H125V225H124ZM254 226H255V225H254ZM95 227H98V225L95 226ZM106 227H107V226H106ZM231 227H234V224H233V226H231ZM231 227H230V228H231ZM86 228L88 229V227H86ZM86 228H85V229H86ZM102 228H103V227H102ZM104 228H105V227H104ZM109 228H110V227H109ZM129 228H130V227H129ZM134 228H135V226H134ZM230 228H229V229H230ZM236 228H237V227H236ZM48 229H49V228H48ZM93 229H94V228H93ZM106 229H108V228H106ZM118 229H119V228H118ZM127 229H128V228H127ZM232 229H233V228H232ZM234 229H235V228H234ZM59 230H60V229H59ZM88 230H89V229H88ZM94 230H95V229H94ZM108 230H111V229H108ZM113 230H114V229H113ZM113 230H111V231H113ZM128 230H129V229H128ZM130 230H131V228H130ZM134 230H135V229H134ZM96 231H97V230H96ZM106 231H107V230H106ZM132 232H133V231H132ZM132 232H131V233H132ZM84 233H85V232H84ZM128 233H129V232H128ZM128 233H127V235H128ZM133 233H135V232H133ZM222 233H223V232H222ZM232 233H234V232H232ZM232 233H231V234H232ZM6 234H7V233H6ZM93 234H94V233H93ZM99 234H100V233H99ZM112 234H113V233H112ZM196 234H197V233H196ZM226 234H227V233H226ZM217 235H218V234H217ZM219 235H220V234H219ZM123 236H125V234H124ZM227 236H228V235H227ZM233 236H234V235H233ZM106 237H107V236H106ZM129 237H130V236H129ZM219 237L221 238V237H224V236L221 235V236H219ZM225 237H226V236H225ZM230 237H231V236H230ZM230 237H229V238H230ZM251 237H252V236H251ZM233 238H234V237H233ZM233 238H232V239H233ZM128 239H129V238H128ZM201 239H203V238L201 237ZM226 239H228V238H226ZM224 240H225V238H224ZM234 240H235V239H234ZM222 241H223V240H222ZM229 241H230V239H229ZM236 241H237V240H236ZM255 241H256V240H255ZM232 242H233V240H232ZM237 243H238V241H237ZM178 244H179V243H178ZM223 244H224V243H223ZM234 244H235V243H234ZM228 245H229V244H227V246H228ZM238 245H239V244H238ZM239 246H240V245H239ZM245 246H246V245H245ZM225 248H227V247H225ZM230 248H231V247H230ZM232 248H234V247H232ZM232 248H231V250H232ZM240 248H241V247H240ZM228 250H229V248H228ZM234 250H235V249H234ZM213 252H214V251H213ZM211 253H212V252H211ZM180 256H181V255H180ZM254 256H255V255H254ZM221 257H222V256H221ZM263 257H264V256H263ZM225 258H226V257H225ZM227 259H228V258H227ZM245 259H246V258H245ZM2 260H3V259H2ZM10 260H11V259H10ZM167 260H168V259H167ZM230 260H231V259H230ZM230 260H229V261H230ZM235 260H236V259H235ZM262 260H263V259H262ZM217 261H218V260H217ZM226 261H227V260H226ZM165 262H166V261H165ZM14 263H15V262H14ZM114 263H115V262H114ZM198 263H199V262H198ZM234 263H235V262H234ZM248 263H249V262H248ZM3 264H4V263H3ZM109 264H110V263H109ZM243 264H244V263H243Z\"/></svg>",
	"mask_w": 264,
	"mask_h": 264
}]
</instances>
